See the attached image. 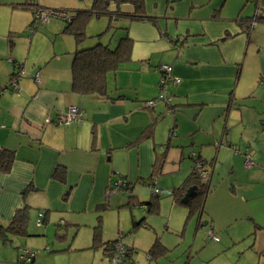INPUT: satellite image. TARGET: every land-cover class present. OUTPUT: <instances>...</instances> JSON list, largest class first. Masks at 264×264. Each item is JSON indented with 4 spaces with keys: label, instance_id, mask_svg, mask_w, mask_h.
Masks as SVG:
<instances>
[{
    "label": "crops",
    "instance_id": "0c3cea01",
    "mask_svg": "<svg viewBox=\"0 0 264 264\" xmlns=\"http://www.w3.org/2000/svg\"><path fill=\"white\" fill-rule=\"evenodd\" d=\"M35 1L72 13L89 8L93 0ZM143 1L145 14L155 21L118 20L132 40L131 58L107 74V96L71 90L76 44L63 32L61 18L36 25L28 8L19 9L21 1L7 4L11 19L0 25V39L4 35L10 42V50L1 54L7 60L0 74V148L12 151L13 159L8 171L0 170V227H8L23 205L29 218L25 235L0 237V264H79V252L89 249L108 260L104 246L92 245L93 231L100 222L101 240L116 239L107 229L114 208L123 203L118 195L147 201L150 197L141 198L137 185L148 186L152 179L163 187L159 194L171 197L193 171L195 158L210 171L196 227L211 229L219 237L209 239L212 246L237 259L220 264H264V85L259 82L264 80V21L248 23L264 14V0ZM110 6L133 11L131 0H110ZM98 20L92 36L106 32L109 21ZM117 31L118 39L124 30ZM20 47L26 54L18 53ZM20 63L17 89H5ZM160 64L171 65L179 78L170 87L171 107L158 99ZM151 99L154 105L147 106ZM69 106L82 110L80 123L57 122ZM148 127L150 134L144 136ZM57 166L65 167L64 182L52 176ZM119 178L131 187L108 195V186ZM67 189L70 194L63 198ZM170 200L171 210L178 208L175 216L188 219L178 205L183 202ZM39 211L43 216L36 224ZM143 217L148 227L146 216L138 220ZM59 221L62 240L55 237ZM134 245L135 239L128 245L132 264ZM19 248L36 251L34 258L19 261ZM165 254L147 258L160 264ZM101 258L92 259L103 264Z\"/></svg>",
    "mask_w": 264,
    "mask_h": 264
},
{
    "label": "trees",
    "instance_id": "16d2710c",
    "mask_svg": "<svg viewBox=\"0 0 264 264\" xmlns=\"http://www.w3.org/2000/svg\"><path fill=\"white\" fill-rule=\"evenodd\" d=\"M25 1L32 2L36 5L38 4L35 0H22V2L20 3L21 6L28 8L33 15L32 8L29 7V4ZM131 3L133 4V11L127 12L119 9L118 7L112 8L110 6V0H93L89 8L72 10L70 11L72 12L70 18L63 20L65 23L63 32L71 34L76 44L70 66L71 90L73 92L81 95L107 96V74L109 72L117 71L131 58L132 40L127 33V26L121 27L117 23L118 20H120L121 18H126L129 20L155 21L154 17H150L145 14L143 0H131ZM101 16H107L109 18V22L105 31H108V29L122 28L124 30V33L118 37L113 45L100 41L98 37L101 34L96 35L97 39L96 42H93V44H84L85 40L88 38L85 29L89 18H100ZM260 20L264 21V14L250 18L248 20V23ZM14 74L15 72L12 71L10 79ZM167 105L170 106V103ZM150 131L151 127H148L144 133V136L149 135ZM164 158V154L159 157L156 174L160 172ZM12 159V151L0 148L1 171L6 172L9 170ZM52 176L60 182H64L65 167L57 166L53 171ZM151 180L147 181L148 186H150L152 182ZM128 184L129 183L126 182V186L124 187L125 189H129L131 187L128 186ZM190 185H196V189L184 203L188 208V216H191L195 213H198L199 216L202 212L203 201L206 193L209 190V185L208 183L201 182L200 178L196 175L194 170L185 178L184 183L181 186L172 189L171 194L175 201L182 202L185 190ZM70 190L71 189H67V191H65L63 198L69 196ZM158 199V194H154L153 192L150 199L143 202L139 201L135 195H130L126 204H128L129 206L139 205L140 207L144 208L147 213H156L159 210ZM28 213V206L23 205L15 211V214L8 227H0V237L3 239V241L8 240V235L26 234V224L29 218ZM144 218L145 217L138 221H133L134 230L144 225ZM201 223L202 221H199V224ZM62 226H64L63 221H59L57 223L55 233V237L58 240H62L65 237V234L61 232L64 229V227ZM120 239L121 237H117L113 241L110 240L103 242L101 240L100 222L94 227L92 245L104 246V250L109 251L108 260L111 255V250L113 249L115 244L120 241ZM46 250L49 251L50 249L46 248ZM131 250L132 248L126 246V251L123 257L124 264H127V261L128 264H132V260L130 259ZM166 251V247L160 242L159 238L156 237L147 251V256L151 259H158L162 257L166 253Z\"/></svg>",
    "mask_w": 264,
    "mask_h": 264
},
{
    "label": "rangeland",
    "instance_id": "374dc122",
    "mask_svg": "<svg viewBox=\"0 0 264 264\" xmlns=\"http://www.w3.org/2000/svg\"><path fill=\"white\" fill-rule=\"evenodd\" d=\"M20 1L22 2V0H0V25L9 23L11 19V6L8 7L7 4L16 5ZM19 9L22 11H28V9L23 6L19 7ZM51 18L54 19V17ZM100 18V21L109 20L107 16H101ZM100 18H89L85 29L88 38L85 40L84 44L88 43L89 41L91 44H93L94 41L96 42L97 36H92V32L95 30V28H97V25H99L98 19ZM117 33V29H108V31L101 35L99 40L102 42H107L110 37H112V40L115 38L117 39ZM93 34H96V32ZM18 43L21 44L20 40H18ZM21 49L22 50L19 51L17 48L18 53L20 55L26 54L27 50H23V48ZM9 50V39L3 35V38L0 39V74L3 72L2 67L4 65V61L7 60L1 54ZM161 174L162 172L157 176L159 177ZM163 177L168 176L164 175ZM160 187L163 188L162 186ZM137 189L141 198H148L152 195V188H150V186L138 184ZM163 195V193L159 194V210L156 213H146L138 205L132 206V208H130V206L125 205L127 200L126 195L121 193L118 195V202L121 203V201H123V203L114 208L112 216L110 217L111 225L108 226L107 232L109 229L110 232L114 231V236L116 238L121 237V242L127 246L130 245L134 239L136 240L137 245H134L135 249L132 253L134 264H154V261H150L147 258L146 250L152 243L155 236H158L161 241L163 239V242L167 247L165 256L160 259L159 262L157 261L160 264H185L186 262L187 264H200L199 260L202 261L203 264H220L221 262H227L228 260L230 262L237 260L232 252H219L212 246V243L214 242L209 240L207 234H205L207 231L206 227H196L195 219H197L198 213H195L194 216H189L188 219H186L185 216L183 220H179L175 216L176 209H178L177 206L171 210L170 199L172 196L163 197ZM178 205H182L179 207H184V209H186V214L188 215L187 206L183 203ZM110 214L111 212H109L107 215ZM143 215L146 216L148 227L142 226L134 230L132 224L133 220H138ZM170 216H173L172 219H170ZM51 233H53V231L50 230V235ZM195 236L196 245L193 246L192 242ZM198 244H201L199 248H197ZM50 246L52 247L53 245L50 243ZM189 248H191L190 255L188 254ZM198 250L199 252L197 253ZM78 255L83 258V262L79 264H95L94 260L92 259L95 255L99 258L102 257L101 260L104 262L103 264H110V261L107 260V258L102 255L100 257V251L90 249L82 250Z\"/></svg>",
    "mask_w": 264,
    "mask_h": 264
},
{
    "label": "built area",
    "instance_id": "2783aa9c",
    "mask_svg": "<svg viewBox=\"0 0 264 264\" xmlns=\"http://www.w3.org/2000/svg\"><path fill=\"white\" fill-rule=\"evenodd\" d=\"M29 4V7L33 10V15L35 18L36 25L44 24L48 22L51 17H58L62 20L69 19L71 13L63 10V9H46L40 7L39 5L33 4L32 2L25 1ZM24 7V6H23ZM22 64L15 65V74L8 82V85L5 89L16 90L18 87L17 79L21 73ZM158 71L160 73L159 76V93L158 99L164 101L166 104H169L172 98L170 93V87L174 83L179 82V78L173 74V69L171 65L168 64H160L158 67ZM23 72V71H22ZM35 80H38V76L36 74L33 75ZM262 85H264V80L260 79L259 81ZM156 99H151L146 101L147 106L154 105ZM170 108H168L169 110ZM83 112L77 106H69L65 113H62L58 116L57 122L60 124H70V123H80L82 120ZM193 170L196 175L200 178L201 182L208 183L210 171L207 166L203 164V162L199 158H195V163L193 166ZM126 186V182L123 179L115 180L111 185L108 186L106 193L108 195L117 193L120 189ZM150 188H152V192L154 194L160 193V188L157 186L156 181L152 180L150 184ZM43 216V212H38V219L36 224L41 223V217ZM208 239L218 240L219 237L216 235L211 229L207 231ZM126 251V246L120 241H118L113 249L111 250V255L109 257L110 264H124L123 257ZM36 251L28 249V248H19L18 249V260L29 262L35 256Z\"/></svg>",
    "mask_w": 264,
    "mask_h": 264
},
{
    "label": "water",
    "instance_id": "95a60500",
    "mask_svg": "<svg viewBox=\"0 0 264 264\" xmlns=\"http://www.w3.org/2000/svg\"><path fill=\"white\" fill-rule=\"evenodd\" d=\"M195 189H196V185H190L186 188L185 193L182 198L183 203L188 200V198L193 194Z\"/></svg>",
    "mask_w": 264,
    "mask_h": 264
}]
</instances>
